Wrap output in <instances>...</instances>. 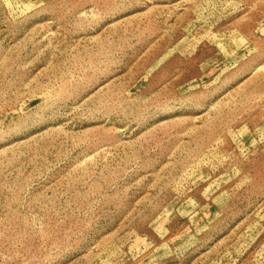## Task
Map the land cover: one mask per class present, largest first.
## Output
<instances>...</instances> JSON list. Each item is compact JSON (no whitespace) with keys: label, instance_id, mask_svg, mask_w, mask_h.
I'll return each mask as SVG.
<instances>
[{"label":"rangeland","instance_id":"obj_1","mask_svg":"<svg viewBox=\"0 0 264 264\" xmlns=\"http://www.w3.org/2000/svg\"><path fill=\"white\" fill-rule=\"evenodd\" d=\"M0 264H264V0H0Z\"/></svg>","mask_w":264,"mask_h":264}]
</instances>
